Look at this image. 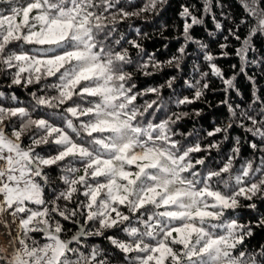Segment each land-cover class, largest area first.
<instances>
[{"label":"snow or ice","instance_id":"1","mask_svg":"<svg viewBox=\"0 0 264 264\" xmlns=\"http://www.w3.org/2000/svg\"><path fill=\"white\" fill-rule=\"evenodd\" d=\"M237 3L238 20L215 0L220 16L234 22L219 56L191 34L206 16L216 30L208 37L224 31L214 0H203L200 9L181 3L183 43L160 61L139 42L147 33L129 24L137 37L130 39L120 25L158 16L168 0H0V88L7 82L30 97L25 105L14 91H0V227L10 248L0 264H264V244L247 243L254 229H264L256 202L264 201V90L248 73L255 66L264 74L255 43L264 38V0ZM229 37L240 67L226 78L216 60L229 57ZM190 44L207 71L194 64L199 78L184 81L191 97L173 102L200 100L211 74L224 86L220 105L229 114L203 137L178 132L189 113L169 112L165 85L138 88L135 80L136 73L151 76L173 65L182 71ZM241 74L252 85L250 101L234 105L229 97L240 95ZM149 94L156 98L145 100ZM233 127L244 139L232 137L221 154ZM218 134L222 139L201 145ZM212 150L220 156L217 167ZM242 199L249 203L242 206ZM242 207L256 220L241 223Z\"/></svg>","mask_w":264,"mask_h":264},{"label":"trees","instance_id":"2","mask_svg":"<svg viewBox=\"0 0 264 264\" xmlns=\"http://www.w3.org/2000/svg\"><path fill=\"white\" fill-rule=\"evenodd\" d=\"M221 3L225 4L227 8L225 11L230 10V14L233 17L238 18L243 15V10L240 5L237 3V0H220ZM181 3H192L196 5L197 9H200L203 3V0H168V4L163 8L160 14L157 16L155 14H144L140 18H132L130 20H126L122 25H120L121 30L125 31V34L128 38L133 39L137 38L135 33L128 28L129 24H132L134 27H138L141 31V36L143 37V33H147L146 38H141L139 42H141L144 48L148 52H155L156 58L160 61H165L170 58L173 54H176V49L183 43V39L181 37V33L183 31V23L184 21L180 18V5ZM6 7V6H5ZM214 12L217 14V18L221 19V21L225 24V29L221 33L219 31L216 32L215 39L208 37V31H216L214 28V24L210 17H205V24L203 26H196L191 30V34L196 39H201L205 43L209 45L210 51L219 56L220 48L219 44L225 43L223 40V36L227 35V28L233 26V21L224 20L223 17L220 16L221 9L215 7L214 0ZM200 15V12L196 13ZM190 22V21H189ZM241 35L244 34V30L241 29ZM175 37H181V39L177 40ZM227 43L231 45L226 51L229 52L228 58L218 59L216 60L217 65L222 69L224 76L227 78L234 73L239 71L240 62L238 58L235 56V47H237V42L229 37ZM257 48L260 49V55H264V38L255 41ZM167 45V48H165ZM133 55L135 54L134 49H129ZM187 51L191 53V55L187 56L184 62L181 65L182 71L178 72L175 66L165 67L162 72H157L151 76H143L139 73L135 74V80L138 88H147V87H159L160 85H165L161 89L162 98L168 102L169 112H188L189 116L185 117L183 120L179 121L176 125L178 132L181 133H193L195 135L196 132H199L200 136L203 137L205 135V131H211L216 125L226 124L228 121V111L227 109L220 105V102L225 99V95L221 89L224 87L221 81L211 74L209 75V89L206 90L205 95L197 100L195 103L187 104V105H179L177 106L173 101L177 97L189 96L192 95V90L188 89L184 83L185 80H192L193 78L198 79V73H194L192 71L193 65L198 64L200 68L204 71H207V62L203 60L202 53H199L196 45L190 44ZM256 55V54H253ZM235 64L237 67L233 69L231 66ZM249 75L253 73L256 74L257 79V87L264 90V74H262V70L255 66L248 69ZM176 76L177 79L173 84V89H169L166 86V81L172 77ZM2 79V78H0ZM5 83V87L0 88V91H5L6 94L15 92V94L19 97V100L27 105L29 102L28 91L23 88H12L8 89L6 87L7 82ZM237 88L240 90V95H237L235 92L230 94V102L234 105L241 104L244 101H250L251 89L252 85L245 79L244 75L241 74L237 77L236 81ZM30 90H35L30 89ZM154 94H149L145 96V100L155 99ZM220 105V106H218ZM199 111L200 115L197 116L195 113ZM157 117H160V114H157ZM244 132L242 129L233 127L229 131V140L224 142L221 145L220 153H226L232 146V137L240 136L241 139H244ZM223 134H218L216 137H210L206 140L201 141V145L210 143L212 140L222 139ZM183 139V138H181ZM189 141L193 139V137L187 138ZM187 142V141H185ZM242 153L247 157L250 155L251 150L247 147V145L243 146ZM196 156L205 155V153H197ZM212 157L216 158V162L212 165L213 167H217L220 162V156L215 151L212 150ZM82 174V173H81ZM53 175H55V169H53ZM258 208L261 213H264V201H256ZM249 203L248 201L241 200V205H246ZM74 206V205H70ZM239 211V219L241 223H246L248 221L256 220V213L246 207H242ZM63 222V221H62ZM65 223L66 229H72L75 231V227L71 223ZM72 232H68L67 235H71ZM96 242L99 244L101 240L99 238L96 239ZM247 243L250 246L258 247L260 244H264V229H254V235L250 238ZM103 244L106 246L107 242L104 241ZM3 255V253H0ZM118 255V254H117Z\"/></svg>","mask_w":264,"mask_h":264},{"label":"rangeland","instance_id":"3","mask_svg":"<svg viewBox=\"0 0 264 264\" xmlns=\"http://www.w3.org/2000/svg\"><path fill=\"white\" fill-rule=\"evenodd\" d=\"M9 222H11L10 217H9ZM12 228H13V235H15V224L12 225ZM17 247H19L18 244H17ZM0 249L4 250V252H2L3 254H7V252L10 251L9 243H8L7 237L5 235V230L3 227H0Z\"/></svg>","mask_w":264,"mask_h":264}]
</instances>
